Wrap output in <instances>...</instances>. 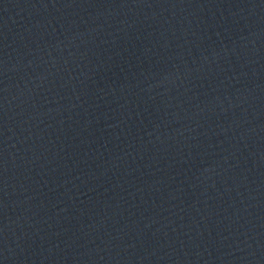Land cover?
Returning a JSON list of instances; mask_svg holds the SVG:
<instances>
[{"label": "water", "instance_id": "95a60500", "mask_svg": "<svg viewBox=\"0 0 264 264\" xmlns=\"http://www.w3.org/2000/svg\"><path fill=\"white\" fill-rule=\"evenodd\" d=\"M0 264H264V0H0Z\"/></svg>", "mask_w": 264, "mask_h": 264}]
</instances>
